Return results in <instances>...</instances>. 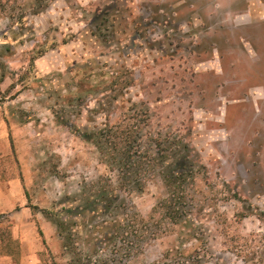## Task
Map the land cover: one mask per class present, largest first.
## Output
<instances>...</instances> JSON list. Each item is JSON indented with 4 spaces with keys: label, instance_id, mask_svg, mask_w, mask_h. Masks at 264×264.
<instances>
[{
    "label": "rangeland",
    "instance_id": "obj_1",
    "mask_svg": "<svg viewBox=\"0 0 264 264\" xmlns=\"http://www.w3.org/2000/svg\"><path fill=\"white\" fill-rule=\"evenodd\" d=\"M94 60L98 77L73 73ZM106 117L187 146L201 264H264V0H0V262L68 264L42 210L117 172L60 122ZM121 195L147 218L165 189L155 177ZM46 222L58 243L40 245ZM179 236L165 227L128 264L153 263Z\"/></svg>",
    "mask_w": 264,
    "mask_h": 264
},
{
    "label": "trees",
    "instance_id": "obj_2",
    "mask_svg": "<svg viewBox=\"0 0 264 264\" xmlns=\"http://www.w3.org/2000/svg\"><path fill=\"white\" fill-rule=\"evenodd\" d=\"M95 66H99L96 60L88 61L75 64L72 71L86 81L98 77L92 72ZM100 67L106 76L118 74L108 70L113 69L111 65ZM113 100L117 101L116 96ZM97 108L105 110L103 103L97 102ZM60 123L94 145L109 171L117 172L115 184L109 177H99L78 194L65 196L52 209L42 210L45 219L56 228L62 251L69 257L68 264H128L165 227L178 228L181 241L169 244L151 264L202 263L196 259V249L202 243L197 234L200 226L189 211L186 188L193 182L194 165L184 154L185 144L161 135L155 137L150 130L145 132L147 125L132 117L113 124L106 117L104 123L85 127ZM155 177L163 183L165 196L145 218L121 193L142 191L147 180ZM261 215L264 216L263 211ZM190 240L198 244L186 249Z\"/></svg>",
    "mask_w": 264,
    "mask_h": 264
},
{
    "label": "crops",
    "instance_id": "obj_3",
    "mask_svg": "<svg viewBox=\"0 0 264 264\" xmlns=\"http://www.w3.org/2000/svg\"><path fill=\"white\" fill-rule=\"evenodd\" d=\"M17 220H15V222H16ZM17 223V222H16ZM15 227H17L16 225H15ZM45 227H47V231H46V229L44 228H40V230L38 231V233H39V239L41 238V242H40V245L43 243V240L42 239H44V240H46V238H50V239H54V242L55 243H58L57 242V238L56 237H58V236H56L55 237V234H54V232H53V230H52V228H51V226L49 225V223H45ZM17 231V230H16ZM35 241H36V239H35ZM20 244H19V249H21V251H23V249H26V251L24 252V254H27V252L28 253H31V254H33V255H35L36 256V250H38L39 248H40V246H39V248H38V245H37V243H38V240H37V242H34L33 244L29 241V239H27V238H24V239H20V242H19ZM35 248V249H34ZM19 252V251H18ZM3 258H7V256H4ZM2 261V260H1ZM34 258L30 255V257H29V260H24V258L21 256L20 258H17V260H15V262L14 263H12V264H34ZM11 262V260H6V262H0V264H9Z\"/></svg>",
    "mask_w": 264,
    "mask_h": 264
}]
</instances>
